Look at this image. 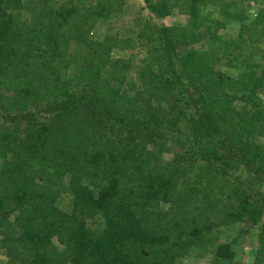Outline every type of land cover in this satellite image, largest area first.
<instances>
[{
    "label": "trees",
    "instance_id": "16d2710c",
    "mask_svg": "<svg viewBox=\"0 0 264 264\" xmlns=\"http://www.w3.org/2000/svg\"><path fill=\"white\" fill-rule=\"evenodd\" d=\"M113 1L94 0L78 12L39 6L31 26L18 29L8 12L18 0H0V117L12 105L23 120L12 129L0 122L6 264H173L206 232L237 222L257 225L261 218L264 204L225 178L242 168L254 182L264 181V151L250 138L264 135V113L224 121L210 83L201 81L213 72L204 71L193 48H181L195 40L205 0H144L158 18L176 7L190 20L148 32L155 34L145 36L149 55L137 63L112 58L113 47L120 48L112 38H88L89 24ZM233 9L228 18L243 27L245 9ZM252 80L251 92L263 83L262 76ZM39 111L48 113L45 121L37 122ZM171 136L181 150L158 166ZM33 174L44 183L36 184ZM64 175L70 213L55 205ZM125 176L129 182L121 183ZM159 202L168 208L155 213L151 206ZM15 209L19 215L9 222ZM88 220L102 226L87 227ZM236 239L216 245L214 261L232 262ZM254 264H264V223Z\"/></svg>",
    "mask_w": 264,
    "mask_h": 264
},
{
    "label": "rangeland",
    "instance_id": "374dc122",
    "mask_svg": "<svg viewBox=\"0 0 264 264\" xmlns=\"http://www.w3.org/2000/svg\"><path fill=\"white\" fill-rule=\"evenodd\" d=\"M9 1L12 2L13 0ZM93 3L94 0H49V2L18 0L17 6H11L8 12L16 16L15 24L17 28L25 29L31 26V22L35 20V10L39 6L47 5L46 7L48 8L53 7L63 11L73 7L86 9ZM111 4L110 7H106L109 10L103 18L89 24L91 28L88 38L97 42H102L104 39L111 40L112 38L111 42H118L120 48L113 47L110 51V56L112 58L126 59L128 57L135 63L142 61L143 58L149 55L146 51L147 49L143 47L145 41H147L145 36L150 35L148 32H153L159 27H185L190 20L186 13L180 12L176 7L172 8L170 15L158 18L148 11L144 0H114ZM233 8L237 10L245 9L248 17L243 21L245 24L243 27L240 26L239 22L228 18L229 11H234ZM78 11L79 9L77 8ZM200 14L203 17L196 19L195 40L191 46L186 45L181 48H193L204 59V71L210 70L213 72V74H207L201 81L206 84L210 83V93L214 95L217 108L224 121L227 122L230 119L234 122L238 119L247 120L252 113H264V0H222L218 2L205 0ZM246 25L248 26L246 27ZM139 33H143V35ZM252 36H257L259 39L254 41L251 39ZM150 37L155 38V34H151ZM229 40H238V42L228 43L227 41ZM79 49L82 50L83 47L80 45ZM251 70L253 73L249 74ZM204 71L199 70V73L204 74ZM131 76L134 79L136 73L131 72ZM261 76L263 83L256 91L251 92V87L248 83L253 81L252 79ZM194 78L196 79V77ZM211 87L214 89L212 90ZM7 90L2 89L1 92L10 96L12 92ZM8 110L9 112L1 110L0 122L3 123L4 129H8V127L9 129L14 128L17 122L23 123L22 114H19L16 107L11 105ZM29 110L33 112L37 109L29 108ZM191 112H193L192 109L190 110ZM46 117H48L47 112L39 111L36 116L37 122L45 121ZM182 127L181 125L180 130L187 132V129ZM179 134H173V137H179ZM250 138L255 144L261 146L264 151V135L253 133ZM168 139L159 156H157L155 164L158 166L171 161L175 153H179V150H181L175 138ZM7 156L10 157V155ZM4 162V158L0 157V169ZM34 170V167L31 166L30 172ZM33 177L36 184L44 183V179L39 178L37 175L33 174ZM251 177H253L251 174L239 168L230 172L225 180L229 181L227 185L235 183V180L242 183V192L244 194H251L264 204V181L257 180L254 182ZM127 178L129 176L123 177L121 183H126V181L128 183ZM61 181L65 190L60 191L61 193L56 199L55 205L70 213L73 209V196L67 189L68 178L64 175ZM185 182L180 181L179 184L182 183L184 185ZM205 182L208 183L206 178ZM151 207L155 209L156 213L158 210H167L168 205L159 202L158 206ZM15 215H19L18 209H15L14 214L9 216L8 221H14ZM263 223L264 209L257 225L237 222L226 227H216L206 232L200 243L198 242L190 247L188 249L189 252L175 259L173 264H219L218 261L213 259L215 246L220 243L230 242L233 237L237 238L236 242L231 245L235 257L232 262L227 264H254L257 235ZM99 226H102L101 220L87 221V227L98 228ZM5 236L0 231V264H6L9 258L6 255V243L2 240ZM52 242L58 247V250H62L63 247L58 244L56 239H52ZM58 253L60 254V251Z\"/></svg>",
    "mask_w": 264,
    "mask_h": 264
}]
</instances>
